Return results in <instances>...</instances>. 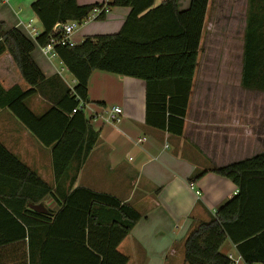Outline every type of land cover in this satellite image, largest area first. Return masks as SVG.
<instances>
[{"label":"trees","instance_id":"obj_1","mask_svg":"<svg viewBox=\"0 0 264 264\" xmlns=\"http://www.w3.org/2000/svg\"><path fill=\"white\" fill-rule=\"evenodd\" d=\"M207 4L208 0H191L187 10L179 11L175 0L156 7L154 0H113L109 7L130 9L118 33L55 48L75 80L72 90L57 76L46 79L31 58L35 44L17 29L6 32L0 23V56H11L29 87L6 91L0 86V108L7 107L43 146L52 148L54 175L52 188L0 143V209L18 225L21 237L30 229L45 230L41 255L59 242L65 244L60 254L67 255L62 264L128 263L117 248L142 215L111 195L72 189L98 140L84 113L72 110L79 100L87 102L93 71L139 79L145 82L146 125L180 137ZM97 6L78 5L76 0H35L30 8L42 27L37 45H46L56 26L81 22ZM244 32L241 85L264 92V25L248 15ZM35 95L52 104L40 117L24 103ZM210 171L230 180L237 194L188 233L183 263L230 264L220 251L229 241L244 264H264V153ZM49 198L58 204L57 211L38 213L29 208Z\"/></svg>","mask_w":264,"mask_h":264},{"label":"crops","instance_id":"obj_2","mask_svg":"<svg viewBox=\"0 0 264 264\" xmlns=\"http://www.w3.org/2000/svg\"><path fill=\"white\" fill-rule=\"evenodd\" d=\"M76 1L78 5L109 6L113 0ZM165 1L154 0V7ZM33 2L1 0L0 23L6 32L17 29L35 44L31 58L46 79L57 76L72 90V75L58 58L41 54L36 37L26 28L30 25L38 36L42 32L30 8ZM175 3L179 11H185L191 0ZM109 8V14L101 19L80 24L73 41L79 44L86 37L118 33L130 9ZM248 15L257 16L264 25V0H208L180 137L146 125L144 81L102 71L90 75L88 106L83 113L98 140L72 189L111 195L142 215L117 248L128 258L127 264H184L182 247L188 233L237 194L230 180L210 170L264 153V92L241 85ZM217 32L221 56L201 65L203 40ZM0 86L6 91L14 86L29 89L8 53L0 56ZM24 103L36 117L52 107L40 95ZM113 107L121 109L118 122L109 120ZM0 143L54 187L52 148L43 146L7 107L0 108ZM41 205L45 212L59 208L51 198ZM21 235L18 225L0 209V264H62L67 258L60 254L65 244L59 242L53 249L46 247L41 255L44 229H30ZM220 251L226 256L237 253L229 241Z\"/></svg>","mask_w":264,"mask_h":264},{"label":"built area","instance_id":"obj_3","mask_svg":"<svg viewBox=\"0 0 264 264\" xmlns=\"http://www.w3.org/2000/svg\"><path fill=\"white\" fill-rule=\"evenodd\" d=\"M1 3V0H0ZM110 12L109 6L106 5H99L95 7L91 13L81 22H67L63 25H58L53 29V36H51L48 39V43L44 46H39V50L41 54L45 57H48L50 59L58 58L55 48L58 46L62 47H74L77 44L73 41L72 36L75 31V29L82 23L89 22L90 20H97L100 16L108 15ZM27 29H30V36L32 38H37L38 33L35 32L34 29H31L30 25L26 26ZM61 62V61H60ZM88 104L85 101L79 100L77 106L72 110V114H75L76 112H85ZM109 120L111 122H118L119 116L121 115V109L118 107H113L110 110L109 113ZM192 189V186H190ZM230 264H244V261L242 257L236 253V254H228L227 255Z\"/></svg>","mask_w":264,"mask_h":264},{"label":"rangeland","instance_id":"obj_4","mask_svg":"<svg viewBox=\"0 0 264 264\" xmlns=\"http://www.w3.org/2000/svg\"><path fill=\"white\" fill-rule=\"evenodd\" d=\"M36 27L38 29H40V26L39 27L36 26ZM220 46L221 45H220V41H219L218 32L215 33V35L213 37H208V36L205 37L204 40H203L202 48H201V52H200L201 65L207 59L211 60V59H217L218 57L220 58V56H221V54H220V50H221ZM36 54H37V50H35V55ZM56 64H57V62H56Z\"/></svg>","mask_w":264,"mask_h":264},{"label":"water","instance_id":"obj_5","mask_svg":"<svg viewBox=\"0 0 264 264\" xmlns=\"http://www.w3.org/2000/svg\"><path fill=\"white\" fill-rule=\"evenodd\" d=\"M29 208L38 213H45L42 205H30Z\"/></svg>","mask_w":264,"mask_h":264}]
</instances>
